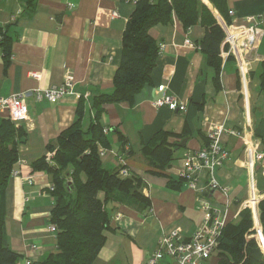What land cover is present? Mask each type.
Wrapping results in <instances>:
<instances>
[{"label":"crops","instance_id":"crops-1","mask_svg":"<svg viewBox=\"0 0 264 264\" xmlns=\"http://www.w3.org/2000/svg\"><path fill=\"white\" fill-rule=\"evenodd\" d=\"M201 1L217 21L222 19L208 0ZM226 6L232 11L228 25H246L247 18L253 17L264 30V0H226ZM134 9L130 0H0V39L5 36L10 48L6 63L0 45V96L22 94L28 109L21 123L27 138L13 170L18 174L8 178L4 191L5 232L10 248L21 255L17 264L38 261L56 249L55 234L47 222L54 206L50 178L45 172L32 171L31 163L47 156V146L55 144L59 133L72 124L80 98L85 100L82 126L94 118L92 98L112 91L123 32ZM149 34L160 47L150 82L131 102L102 106L101 122L108 129L110 148H98L104 149L100 158L105 167L118 170L123 164L127 172L143 177L151 209L143 215L120 206L112 213L114 230L108 232L94 264H146L163 236L177 232L186 240L202 226L203 205L226 224L236 220L252 190L264 199V95L259 89L264 34L248 57L246 81H241L235 61L228 57L221 58L218 84L198 46L204 35L199 22L185 31L173 19L153 26ZM67 74L73 81L71 94L56 102L35 99L37 91L60 86ZM159 86L183 103L185 112L152 107ZM2 118L6 116L0 113ZM216 126L224 129L220 141L228 152L227 160L214 171L217 188L208 187L205 172L197 175L195 188L184 182L180 189L168 186L164 176L147 173L150 168L141 147L154 133L183 134L175 138L178 143L186 139L185 146L178 148V159L164 171L177 179L184 169V152L206 146L207 134ZM230 131L241 132L242 137ZM120 136L130 152L126 158L119 156ZM246 144L253 150L248 151ZM256 154H262V160L255 161ZM164 262L173 263V259L165 257ZM206 264H217L215 252Z\"/></svg>","mask_w":264,"mask_h":264},{"label":"trees","instance_id":"trees-1","mask_svg":"<svg viewBox=\"0 0 264 264\" xmlns=\"http://www.w3.org/2000/svg\"><path fill=\"white\" fill-rule=\"evenodd\" d=\"M208 1L229 23L226 0ZM173 19L185 31L197 22L204 27L198 46L218 84L220 44L224 34L209 8L201 0H137L123 32L120 63L112 79V91L92 98L95 115L85 127L82 126L85 100L80 98L72 124L59 133L55 144L47 146L51 156H42L31 163L32 171L45 172L50 178L49 192L54 206L47 222L55 228L56 249L29 264H94L108 232L114 230L110 226L112 213L120 206H128L143 215L150 212L151 201L145 192L143 177L132 172L122 175L123 164L113 170L101 162L98 147L110 148L108 129L101 122V113L104 104L131 102L150 82L160 47L149 30L155 25L169 24ZM6 40L5 36L1 38L0 45L8 63L10 48ZM259 81L260 92L264 95V61L260 64ZM178 136L183 134L160 130L141 147V155L150 168L147 173L166 177L168 186L173 189H180L185 182L182 177L175 179L164 173L178 159L175 139ZM26 138L27 132L21 123L15 124L9 118L0 120V264H17L21 258L10 248L5 232L4 191L18 160L19 147ZM119 140L122 142L119 156L126 158L130 154L124 148L126 141L122 136ZM258 219L264 238V199L258 204ZM253 228L259 230L256 223L253 225L248 209H242L235 221L226 223L213 251L217 264H264V240Z\"/></svg>","mask_w":264,"mask_h":264},{"label":"built area","instance_id":"built-area-1","mask_svg":"<svg viewBox=\"0 0 264 264\" xmlns=\"http://www.w3.org/2000/svg\"><path fill=\"white\" fill-rule=\"evenodd\" d=\"M135 4L137 0H130ZM232 15V11L228 12ZM117 14L113 13L115 17ZM223 31V39L220 49V57L224 60L232 57L236 63V67L242 82L246 81V76L249 72V55L255 51L262 39L264 30L258 25V22L253 17L247 18V24L241 26L228 25V23L218 19ZM72 77L67 74L64 77L62 84L58 87H52L43 91L35 93L37 101L47 100L56 102L62 97L72 93ZM159 96L151 101L152 107L158 109L167 107L172 111L185 112L186 106L177 101L171 95H168L164 86L158 87ZM27 105L24 101V95L13 94L8 97L0 96V113L4 114L15 124L22 123L27 119ZM224 129L221 126H216L207 134L208 143L201 149L191 151L187 150L183 154L184 169L180 175L188 186L196 187L197 175L200 172H205L208 178V187L215 189L218 183L214 176V171L219 168L228 158V152L220 141ZM106 132V131H105ZM231 135L241 136L242 133L238 131H230ZM248 151H252L249 145ZM99 156L104 154V149L98 148ZM52 153H48L50 157ZM262 154L254 156L255 161L262 160ZM17 171H13L12 175H17ZM121 174L126 176V169L121 170ZM31 183V180H27ZM51 187H49V190ZM261 197L253 190L250 192L247 199L242 202V208L248 209L251 213L253 225L257 224L258 231L253 228L255 233L262 238L261 226L258 219V204ZM202 209L205 211V220L200 228H198L190 238L181 240L177 232L170 235H165L159 240V248L146 260V264H206V261L211 257L212 252L217 247V239L221 234L222 228L225 225L224 219L219 217L215 211L211 210L208 205H203ZM48 230L54 232L55 228L49 226ZM256 239V238H255ZM257 240V239H256ZM258 242V240H257ZM264 242V241H263ZM259 245V244H258ZM173 259V263L164 262V258ZM24 264H29L26 260Z\"/></svg>","mask_w":264,"mask_h":264},{"label":"water","instance_id":"water-1","mask_svg":"<svg viewBox=\"0 0 264 264\" xmlns=\"http://www.w3.org/2000/svg\"><path fill=\"white\" fill-rule=\"evenodd\" d=\"M185 143H186V139H183L180 143H177V147L178 148H183L185 146Z\"/></svg>","mask_w":264,"mask_h":264}]
</instances>
